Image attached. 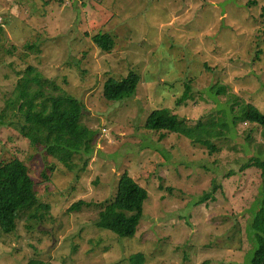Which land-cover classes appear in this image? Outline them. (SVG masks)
I'll use <instances>...</instances> for the list:
<instances>
[{
  "label": "rangeland",
  "instance_id": "374dc122",
  "mask_svg": "<svg viewBox=\"0 0 264 264\" xmlns=\"http://www.w3.org/2000/svg\"><path fill=\"white\" fill-rule=\"evenodd\" d=\"M0 27V166L23 162L50 208L43 221L24 213L14 232L0 231V264H250L260 178L239 169L264 158V130L231 126L210 155L144 125L157 110L188 127L227 113L216 84L264 114V0H0ZM97 34L111 35V52L92 42ZM29 66L44 82L36 110L48 113L59 94L82 104L95 151L74 156L72 170L21 133L12 103ZM132 72L134 94L106 100L107 80ZM124 171L148 194L133 237L97 225ZM78 202L88 207L69 212Z\"/></svg>",
  "mask_w": 264,
  "mask_h": 264
},
{
  "label": "trees",
  "instance_id": "16d2710c",
  "mask_svg": "<svg viewBox=\"0 0 264 264\" xmlns=\"http://www.w3.org/2000/svg\"><path fill=\"white\" fill-rule=\"evenodd\" d=\"M59 3L62 0H55ZM1 31V27H0ZM93 43L106 52H111L114 41L109 34H97L91 37ZM35 46L30 47L34 50ZM139 76L129 73L122 80L109 79L104 86V98L117 102L134 94L139 83ZM44 82L35 67L29 66L17 84L16 100L12 103L24 118L25 124L21 133L35 147H42L47 154L72 170L71 160L80 153L90 155L95 151V139L90 129L82 124V104L72 96L59 94L50 96L51 110L48 113L35 109V101L45 96ZM212 91L218 97L225 99L228 111L212 114L206 122H199L193 127L186 126L183 121L170 110H157L150 113L146 119L144 130L169 135H181L195 146L205 148L210 155L220 153L215 141H224L234 128L240 124L253 125L264 130V114L253 104L240 98L228 86L216 84ZM0 114V123L3 116ZM231 118V121H230ZM164 137V136H162ZM249 169L259 171L260 185L258 192V207L254 213L249 228L252 233L255 248L250 264H264V158H250L239 171ZM217 188L215 185L214 190ZM147 191L124 171L118 178L117 191L106 205L100 207V228L116 234L119 237H133L139 226ZM210 197L205 195L200 203ZM214 199V198H212ZM88 205L78 202L68 211L78 212ZM49 206L39 202L32 179L26 165L19 161L0 166V231L11 233L17 229L18 220L24 213L30 214L31 220L43 221L49 213ZM121 216H117V210ZM131 261H139V255L131 256ZM27 264H49L40 259L32 258Z\"/></svg>",
  "mask_w": 264,
  "mask_h": 264
}]
</instances>
